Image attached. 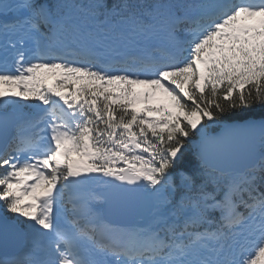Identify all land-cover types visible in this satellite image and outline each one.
<instances>
[{
  "label": "snow or ice",
  "instance_id": "6c2138e0",
  "mask_svg": "<svg viewBox=\"0 0 264 264\" xmlns=\"http://www.w3.org/2000/svg\"><path fill=\"white\" fill-rule=\"evenodd\" d=\"M0 264H264V0H0Z\"/></svg>",
  "mask_w": 264,
  "mask_h": 264
},
{
  "label": "rangeland",
  "instance_id": "374dc122",
  "mask_svg": "<svg viewBox=\"0 0 264 264\" xmlns=\"http://www.w3.org/2000/svg\"><path fill=\"white\" fill-rule=\"evenodd\" d=\"M139 107H143V105H140Z\"/></svg>",
  "mask_w": 264,
  "mask_h": 264
}]
</instances>
